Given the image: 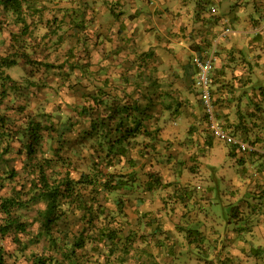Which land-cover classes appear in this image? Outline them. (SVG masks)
<instances>
[{
  "label": "rangeland",
  "instance_id": "1",
  "mask_svg": "<svg viewBox=\"0 0 264 264\" xmlns=\"http://www.w3.org/2000/svg\"><path fill=\"white\" fill-rule=\"evenodd\" d=\"M30 1L35 11L26 17L28 29L19 34L18 42H23L31 61L25 64L19 58L18 66L4 69L11 81L6 84L9 95L0 102L1 112L20 122L15 109L26 104L25 113L46 114V123L63 130L65 138H74L85 125V118L77 114L82 105L101 111L105 103L127 101L135 102L142 111L137 113L141 116L139 133L125 143L123 156H114L108 166L105 151L99 153L104 170L123 174L128 182L124 188L98 194L105 212L97 225L110 221L119 230L120 241L88 240L83 249L76 250L79 258L99 264H264L262 252L255 255L252 249L264 247V203L259 201L251 210L244 201H239L237 211L231 207L235 193L242 192L241 187L233 186V180L228 181L234 166L225 157L231 155L217 153V161H212L214 151L202 149L200 139L210 132L202 103L186 75L194 69L188 61L189 49L197 50L193 39L202 36L207 46L222 28L208 38L209 31L199 28L198 34L193 30L185 33L187 27L181 26L179 33L172 36L166 31L161 38L149 24L144 32L128 28L130 23H126L118 0ZM201 4L196 6L198 11L193 10L192 19L202 20L200 15L210 19L209 2ZM13 18L0 16V54L8 51L10 32L21 27ZM186 34L189 49L178 44ZM175 42L176 46L171 45ZM11 82L18 88L10 89ZM96 97L102 103L91 101ZM239 104L240 100L234 103V110ZM236 114L245 116L240 110ZM246 129L249 131L250 124ZM72 141L68 144L79 154L72 155L67 148L65 154L71 160L70 175L77 178L79 171L90 170L93 155L80 152L79 144ZM220 143L212 138L214 147ZM47 144L44 141L43 150ZM19 148L15 138L0 142V200L20 180L4 177L10 168L20 169L24 154L17 153ZM174 174L179 178L174 179ZM155 178L160 183L154 182L156 190L151 191L149 185ZM246 185L244 197L252 191ZM44 210L41 201L11 209L9 216L22 222L25 231L0 235L6 264H28L32 253H49L48 239L40 236ZM5 216L0 211V225ZM55 223L52 233L58 227L69 236L81 226L73 214Z\"/></svg>",
  "mask_w": 264,
  "mask_h": 264
},
{
  "label": "trees",
  "instance_id": "2",
  "mask_svg": "<svg viewBox=\"0 0 264 264\" xmlns=\"http://www.w3.org/2000/svg\"><path fill=\"white\" fill-rule=\"evenodd\" d=\"M30 2V0H0V16L10 14L14 17V23L21 25L19 31L10 32L8 51L4 54H0V102L2 98L9 95L6 84L8 80L11 81L10 76L4 72V69L18 66L19 58L23 59L25 64L31 61L24 49L23 42L21 44L18 42L19 34H23L26 29H28L26 17L32 15L35 11V8H33ZM211 8L207 9L209 18L212 19L214 16L220 18L217 16V13H213L210 10ZM29 9H32L30 13H28ZM201 17H203V15ZM225 25L229 26V24L224 21L222 26ZM207 28V31H210V28ZM211 34L213 35V33ZM215 39L216 36L211 37L207 42V46H205L206 43L203 42V49H198L199 55L204 54L207 50L206 48H209ZM217 45L218 40L216 39L215 58L218 54ZM189 64L194 69L190 72L186 71V75L191 78L192 86L195 90L194 74L196 68L191 61H189ZM223 66L224 65H216L213 62V68L210 73L211 82L209 88L215 104V116L219 124L225 130L248 142L254 149L240 151L236 149L235 146L225 144L212 135L209 126L208 129L210 134L208 133V135L203 136V139H200L202 142L201 144L204 146L202 149L212 148V138H215L234 151L233 153H228L231 155V158L235 157L236 153H264V108L262 106H256L257 108L254 113L252 109L246 111L247 113H243V116L245 114L244 117H251V119H246L247 123H250L249 131L246 129L247 126H241V123H231L225 119H221L220 114H218L219 112H217L219 106L217 101L218 97L214 96L213 93L221 92V90H219L221 88H212V84L214 83L213 80L218 70H221ZM16 88L18 87L11 82L10 89L15 90ZM222 89L226 91V88ZM229 96L232 98L233 93ZM230 98H228V102L231 101ZM99 99L100 98L97 97L91 98V101L100 104L102 101ZM1 105L2 104H0V110L3 109ZM26 106V104H23V106L15 109L17 111V118L20 115V122L12 121L9 115L0 111V142L5 138H15L21 144V148H19L17 153L19 155L24 154V160L21 161L22 164L20 169L10 168L6 176H4L10 180H14L15 177H20V180H17L16 185L11 186V193L0 200V211L6 214L3 224L0 225V235L4 236L12 230L14 232L25 231L22 222L9 216L11 209L25 207L28 203L41 201L45 203L43 221L41 224L44 233H39L40 236L44 235L48 239L49 245L46 250H49V253H32L28 264H99L93 260L88 262V257H86L85 260H81L76 250L83 249L87 241L91 239H96L99 242L105 241L109 244H116L120 241V232L118 229L110 226V221L102 223L101 226L97 225L100 216L105 212V207L98 199V194L101 190L108 192L119 190L124 188L128 183L126 179L123 178V174L117 175L113 172L104 170V166L101 164L103 157H100L99 153L103 150L105 151L104 158L108 166L111 165L114 156H123L125 154V143L130 137H134L139 133L138 124L141 121V116H137V113L140 114L142 111L135 102L127 101H119L110 103L109 105L105 103L101 111H94V109H91L90 104L86 106L82 105L77 114L85 118V125L82 128L80 127L81 130H79V133L76 134L74 138H65L62 134L63 130L58 131L54 125L49 124L51 122H45L46 114L36 111L35 113H25ZM91 112L92 115L86 116ZM204 116L207 121L205 112ZM236 116L238 119H243L239 114H236ZM252 119H254V121H252ZM70 140H73V143L77 142L79 144L80 152L86 150L90 151L89 157L93 155L90 167L93 173H91L90 170L79 171L77 178H73L70 175L72 172L69 168L71 160L70 157L65 154L66 148L72 155L77 156L79 154V152H76V150L68 144ZM44 141L48 142L46 150H43ZM92 150H95L94 154ZM39 152L40 156L38 155ZM45 152L51 153V156L48 157L45 155ZM238 158L235 159L234 164L237 162ZM20 172L23 175H20ZM95 175H97V177ZM177 177L179 178V174L173 175L174 179ZM232 180L235 184H233V186L235 188H240V185L236 184L235 170L229 174V183ZM154 182L159 184L160 180L158 178L152 180L149 185L151 191L156 190V188H154L155 186L152 185ZM169 184H167V186ZM246 184L245 186H247ZM249 184L252 191L250 195L247 196L250 198L244 197L245 189H242V192L238 190V192L235 193V201L231 204V207H234L235 210L239 207V201L242 203L244 201L245 206L249 207L250 210L253 208L255 209L259 201L264 203V188L260 189L257 180ZM68 214H73L78 217L81 226L77 231L71 232L72 236H69L67 231L58 230L57 227L53 229L52 233V227H56L57 224L55 222L65 215L68 216ZM126 238L129 239V236L124 237V239ZM122 245L124 250H128L126 243H122ZM252 249L255 251V255L262 252L264 257V247L256 246ZM0 264H6L5 251L1 245Z\"/></svg>",
  "mask_w": 264,
  "mask_h": 264
},
{
  "label": "crops",
  "instance_id": "3",
  "mask_svg": "<svg viewBox=\"0 0 264 264\" xmlns=\"http://www.w3.org/2000/svg\"><path fill=\"white\" fill-rule=\"evenodd\" d=\"M118 1L121 4L119 6L125 11L126 23H130L128 28L131 29L133 26L137 31L144 32L149 24L158 31L161 38L168 34L166 31H169V34L173 33L172 36H174L175 31L179 33L178 30L181 29V26L187 27L184 29L185 33H191L193 30L192 32L195 34H198L199 28L207 31V27H209L210 33H206H209V38L212 35L211 33H216L220 27H223L225 21L231 29V32L226 35L228 38L224 39L223 36L218 38L219 34H216L218 54L214 64L224 65L216 75L214 74L215 78L212 84V88H221L219 89L221 93L217 97L218 103L223 105L218 107L217 112H219L221 119L247 126L250 123H247L246 119H251V117L246 116L243 119H238L235 115L236 110L244 113L243 110L250 111L252 109L253 112L256 111V106L264 108V0ZM201 2L203 3L201 4ZM206 2H209L210 7L208 8L213 7L215 10L213 13H217L220 18L214 16V18L208 19L207 16H200L202 20H199L198 17L195 20L192 19L193 10L198 11L196 6L198 4L205 5ZM199 11L204 13L201 9ZM250 16L252 20H250ZM193 41L195 42L196 51L187 48V45H190L191 42L187 34L178 42L179 45L189 49L190 59L193 53H199L198 49L202 50L204 47L202 36H197ZM171 45L176 46L177 43ZM190 59L188 61H191ZM222 88H226V91ZM231 93H233L232 100L227 103ZM239 100L241 104L234 110V107H236L234 103ZM215 146L210 148V151H214L213 157H211L212 161H217V155H215L217 153L234 152L223 143H220L219 146L215 144ZM236 158L238 160L234 164ZM225 159L228 163L234 164L236 184L240 185L241 189H245V183H253L256 180L260 183V189L264 188V153H236L235 157L231 158L230 156L228 158L227 156ZM234 170L229 169V173L231 174Z\"/></svg>",
  "mask_w": 264,
  "mask_h": 264
},
{
  "label": "built area",
  "instance_id": "4",
  "mask_svg": "<svg viewBox=\"0 0 264 264\" xmlns=\"http://www.w3.org/2000/svg\"><path fill=\"white\" fill-rule=\"evenodd\" d=\"M214 12V8L210 9ZM231 32V29L228 25L222 27L219 37L226 36ZM216 38V39H218ZM216 39L212 45L204 52V54L199 55V53H193L191 57V63L195 66L196 71L194 74V87L201 100L204 112L207 116V123L211 130L212 135L224 142L227 145L235 146L236 149L240 151H249L253 150L254 147L251 146L248 142L240 139L239 137L231 134L225 130L218 122L215 111H214V102L212 99L211 90L209 88L211 77L210 73L213 68V62L215 59V48H216Z\"/></svg>",
  "mask_w": 264,
  "mask_h": 264
}]
</instances>
